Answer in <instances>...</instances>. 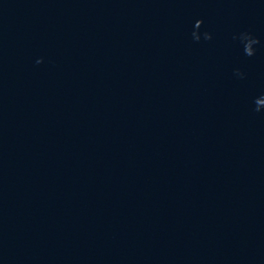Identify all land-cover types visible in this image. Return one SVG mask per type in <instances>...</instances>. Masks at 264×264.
Returning a JSON list of instances; mask_svg holds the SVG:
<instances>
[{
  "label": "water",
  "instance_id": "water-1",
  "mask_svg": "<svg viewBox=\"0 0 264 264\" xmlns=\"http://www.w3.org/2000/svg\"><path fill=\"white\" fill-rule=\"evenodd\" d=\"M0 264H264V0H0Z\"/></svg>",
  "mask_w": 264,
  "mask_h": 264
}]
</instances>
